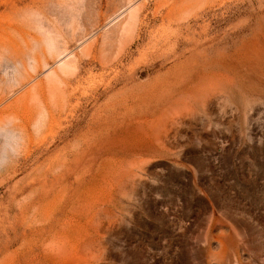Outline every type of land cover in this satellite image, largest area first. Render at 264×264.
Returning <instances> with one entry per match:
<instances>
[{
    "label": "rangeland",
    "instance_id": "374dc122",
    "mask_svg": "<svg viewBox=\"0 0 264 264\" xmlns=\"http://www.w3.org/2000/svg\"><path fill=\"white\" fill-rule=\"evenodd\" d=\"M0 264H264V0H0Z\"/></svg>",
    "mask_w": 264,
    "mask_h": 264
}]
</instances>
